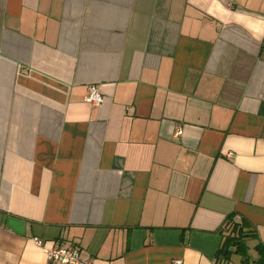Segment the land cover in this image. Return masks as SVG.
Returning <instances> with one entry per match:
<instances>
[{"label": "crops", "instance_id": "0c3cea01", "mask_svg": "<svg viewBox=\"0 0 264 264\" xmlns=\"http://www.w3.org/2000/svg\"><path fill=\"white\" fill-rule=\"evenodd\" d=\"M230 215L251 264L264 0H0V264H216Z\"/></svg>", "mask_w": 264, "mask_h": 264}, {"label": "trees", "instance_id": "16d2710c", "mask_svg": "<svg viewBox=\"0 0 264 264\" xmlns=\"http://www.w3.org/2000/svg\"><path fill=\"white\" fill-rule=\"evenodd\" d=\"M243 225L233 222V216H228L220 227V246L216 252L215 260L228 264L232 257L240 258V264H250L247 256V248L244 244L246 237ZM256 258L251 264H264V246L258 244L255 247Z\"/></svg>", "mask_w": 264, "mask_h": 264}, {"label": "built area", "instance_id": "2783aa9c", "mask_svg": "<svg viewBox=\"0 0 264 264\" xmlns=\"http://www.w3.org/2000/svg\"><path fill=\"white\" fill-rule=\"evenodd\" d=\"M102 95L100 94L97 86L90 85L87 89V94L85 96V103L89 105H99L102 102ZM181 131L176 128L174 136L178 137ZM36 245L42 247V243L35 240ZM43 252L46 256V260L53 264H90L89 260L81 257L80 252L76 248H64V247H54V248H43ZM172 264H181L180 260L173 261ZM216 264H224L223 261H218Z\"/></svg>", "mask_w": 264, "mask_h": 264}, {"label": "rangeland", "instance_id": "374dc122", "mask_svg": "<svg viewBox=\"0 0 264 264\" xmlns=\"http://www.w3.org/2000/svg\"><path fill=\"white\" fill-rule=\"evenodd\" d=\"M237 259V258H236Z\"/></svg>", "mask_w": 264, "mask_h": 264}]
</instances>
